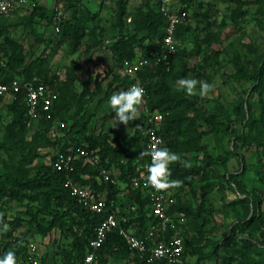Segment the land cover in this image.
<instances>
[{
    "label": "trees",
    "instance_id": "trees-1",
    "mask_svg": "<svg viewBox=\"0 0 264 264\" xmlns=\"http://www.w3.org/2000/svg\"><path fill=\"white\" fill-rule=\"evenodd\" d=\"M236 3V12L232 14L234 20L245 15V6L250 4L251 0H236ZM117 6V23L122 24L127 12V0H118ZM158 8L153 6L150 1H146L143 10H141V24L139 25L141 29L153 32L156 36L157 41L153 49L138 55L134 42L142 46L146 35L136 38L133 35L120 33L118 39L111 45V52L114 60L119 64H122L124 59H133L137 56L148 59V63L138 72V78L146 88L145 97H149L147 111L158 110L163 113L161 122L163 147L179 154L181 160L188 165L183 166L181 163L170 165V179L182 182L181 186L169 189L176 198L175 203L170 207V213H182L183 216L193 213L199 216L201 210L205 208L207 195L214 186L236 190V181H238L233 173L227 174L220 171L218 165L225 163V156H215L207 151V145L203 142L205 134L208 132L218 133L222 141L228 136H233V139L229 138L231 147L226 151L227 156L232 155L237 144L248 147L253 144L261 145L264 143V107L260 113H256L253 106L254 101L247 98L236 101L229 111L217 100L216 109L206 111L197 105L205 97L189 96L184 91L172 90L170 82L187 78L192 67L181 61L180 67L172 73L175 56L181 60L186 53L180 43L177 42L179 39L178 24L174 33L176 46L169 62L166 63L158 59L163 51L162 39L166 25V15ZM208 8L210 10L215 9L212 4H209ZM55 15L56 13H49L46 6L36 2L30 18L32 20L35 16L49 17L53 26L52 30L55 31V25L58 24L59 30L57 32H60L64 21L63 19L56 21ZM89 16L93 17L91 13ZM6 30L7 27L0 21V34ZM62 34H66L65 29ZM207 40V38L196 39L191 53L193 55L200 54L202 43ZM97 45L98 40L95 39L88 45L87 49L90 50ZM217 53V50L202 51L203 57L206 59H214ZM24 59L23 40H15L5 35L4 40H0V82H9L18 78L23 84L26 82L44 83L48 86L52 84L53 77L49 75L47 68L43 69V74L33 78V75L28 73L29 64L21 67ZM197 67L196 76L209 82L210 75L206 69L202 65ZM77 69L78 64L75 61L67 68L64 88L59 91L53 101L50 117L40 116L33 120L29 119L24 89L16 94H7L13 99L10 105L12 116L7 125L6 138L0 141V149L6 146L10 150L11 147L7 146V142L12 146L26 149L25 155L29 162L40 155L41 149L52 150L53 154L50 163H40L34 172H32L31 167H26L25 163L5 161L7 170L0 174V217H2V221H0V258L8 251H13L16 258L21 253H25L28 244L32 241L30 235L33 228L40 235L47 236L56 227L68 229L72 236L73 251L70 252L72 255H69L65 264H75L76 260L83 256L89 240L95 235L97 225L107 215V212L96 213L83 206L65 186V181L69 176L80 184L90 186L96 193L104 195L107 198L108 211L118 209L119 215L126 218L125 221L121 220V224L125 228H132L135 234L144 236L146 229L155 221L147 190L141 187H133L131 184L132 177L141 173V162L148 158V156H140L141 152L147 150V136L143 128L146 111L135 119L136 128L132 134L118 132L113 135V130H117L118 127L101 129L98 132L89 129L95 110L90 109L87 102L102 92L103 95L99 97L98 103L107 101L113 93L122 87H128L132 80L131 77L124 74L121 78L118 71L111 73V77L110 73L104 76L99 73L89 74L82 81L81 91H78L73 88V84L79 78ZM239 73L244 76L248 75L240 65H238L236 72L237 77ZM166 74H170V82L164 79ZM107 78L108 81L105 86ZM253 78L257 82L252 88V92L259 94V103L264 105L262 96L264 94V62L256 68ZM3 96L5 95H0V97ZM205 99L206 101L213 100ZM75 104L78 107L73 114L68 118L65 117V111L71 110ZM110 111L113 113L112 109ZM56 119L63 122L64 125H59V129L55 130L53 134L49 133L47 129ZM202 122L209 123L210 129H202ZM16 128H22V130L29 128L34 133L30 138L25 139L21 135H13ZM69 146L86 148L89 156L96 155L98 157V162L90 163L86 157H81L76 160V167L73 172L68 173L66 170L58 169L54 166L56 152L65 151ZM200 152L202 155L198 156L197 154ZM102 167L110 171L116 168L117 173L111 171V176L119 182V185L131 189L137 202V215L135 217H131L130 212L122 208V204L118 202L115 195L117 183L104 178L101 181L95 179V181L88 183L82 177L84 173L99 175V169ZM208 176H213L218 180L202 182ZM186 187L194 197L200 198L196 208L185 205L179 200L180 191ZM233 193L235 194L233 203L242 206L245 211L244 218L233 223L221 241H214L213 239H208V241L214 248H218L242 239L257 253L264 256V210L259 206L260 199L254 195L243 196L239 191ZM22 196L32 202L43 200L42 207L45 215H41L42 213L38 209L28 208L22 212L23 215L11 217L7 213V204L13 198ZM145 205L149 208L148 213L144 210ZM4 224L8 225L6 232L3 231ZM24 224L26 225L25 229L20 233H13L15 227ZM246 230L247 234L245 235ZM174 232L175 229H169L166 233L170 235ZM176 234L183 238L186 250L190 244L189 241L184 238V235ZM110 258L123 260L124 264H148L144 257L129 248L126 239L117 228L108 232L106 239L98 249L96 264H110ZM230 258L232 255L227 256V259ZM42 260L43 264H51L44 253H42ZM171 264H182V261Z\"/></svg>",
    "mask_w": 264,
    "mask_h": 264
},
{
    "label": "rangeland",
    "instance_id": "rangeland-1",
    "mask_svg": "<svg viewBox=\"0 0 264 264\" xmlns=\"http://www.w3.org/2000/svg\"><path fill=\"white\" fill-rule=\"evenodd\" d=\"M117 1L16 0V5L10 13L0 19L7 27V30L0 34V40H4L5 35L15 40L22 39L25 59L21 67L29 64L28 73L32 74L33 78L43 74V69L47 68L49 75L53 77L52 84L49 86L56 95L64 88L67 68L75 61L78 64L79 78L73 84V88L81 91L82 81L89 74H96L100 69H102L99 72L101 76L110 73L111 77V73L115 71L119 72L121 78L124 74L129 75L123 67V62L119 64L115 61L111 52V45L118 39L120 33L133 35L136 38L146 35L142 46L134 42L138 55L154 48L157 41L154 33L139 27L141 10L145 2L150 1L156 8L159 7L158 9L162 11L164 8L165 11L178 18L179 39L177 42L186 53L181 60L175 56L172 73L180 67L181 61H184L192 67L187 78L206 81L196 76L198 65H202L210 75L208 83L213 84L214 89L205 98L213 100L206 101L204 98L197 105L206 111H214L217 107L216 101L219 100L226 109L231 111L236 101L250 98L254 101V110L260 113L264 105L259 103L260 96L253 93L252 88L257 82L253 78V73L264 62V0H251V3L245 6V15L237 20L232 18L237 8L236 0H127V12L122 24L117 23ZM36 2L46 6L49 13L61 12L59 21L63 19L64 25L62 23L60 32L52 30L53 26L49 17L35 16L31 20L30 15ZM209 4L214 5L215 9L210 10ZM89 13L93 17H90ZM64 29L66 34H62ZM206 38L208 40L202 43V51L217 50L218 53L214 59L204 58L202 51L198 55L191 53L196 39ZM95 39L98 40V45L88 50V45ZM238 65L246 71L247 76L241 73L238 77L236 76ZM170 78V74L164 76L168 82ZM179 80L170 82L172 90L183 91L177 84ZM107 81L108 78L105 80V86ZM128 88L129 86L122 87L115 93ZM101 95L103 92L87 102L90 109L95 110L89 126L90 131L98 132L101 129L118 127L117 130H113V135L118 132L132 134L136 128V121L130 122L127 126L116 124L113 119L115 113H111L108 104L109 99L101 104L98 103ZM262 96L264 99V94ZM148 99V96L144 97V103L137 117L144 111L148 112ZM12 101L9 95L0 97V141L6 138L7 125L12 116L10 110ZM77 107L78 105L75 104L71 110L65 111V117H70ZM59 123V120H54L47 131L53 134L59 129ZM210 127L209 123L202 122V129L209 130ZM33 133L29 128L24 130L16 128L13 131V135H21L25 139L30 138ZM229 138L233 139V136H228L222 141L218 133L208 132L203 142L207 145L209 153L215 156H225V163L218 167L222 173L236 175L238 179L236 190L216 185L209 191L205 208L201 210L199 216L192 213L185 214L182 218L177 217L180 220L176 223L174 233L184 235L190 243L182 257V264H229V261L231 264H264V256L257 253L242 239L218 248H214L208 241V239L221 241L227 235L229 227L237 220L244 218L245 211L242 206L233 203L234 191L241 192L243 196H257L260 199L259 206L264 210V143L253 144L250 147L237 144L232 155L227 156L226 151L231 147ZM7 146L11 149L8 150L6 146L0 149V174L7 170L5 161L25 163L26 167H31L34 172L40 163H50L53 154L52 150L41 149L40 155L29 162L25 155L26 149L12 146L9 142ZM197 155L201 156L202 152ZM88 160L93 163L91 157ZM111 171L117 173L116 168ZM82 177L88 183L95 179L103 180L100 175L92 173H84ZM217 180L213 176H208L202 182ZM115 195L118 202L122 204V208L127 209L131 217H135L137 202L131 189L118 184ZM179 200L193 208H196L200 202V198L194 197L187 187L180 191ZM42 204L41 199L32 202L24 196L15 197L7 204V213L11 217L23 215L22 212L30 208L38 209L41 215H45ZM144 210L148 213L147 205L144 206ZM25 227V224L15 227L13 233H20ZM244 234H247V230ZM30 236V239L37 244L40 253H44L51 264H65L69 255H72V236L68 229L56 227L49 235L44 236L33 228ZM229 255H232V258L227 259ZM110 264H124V261L110 258Z\"/></svg>",
    "mask_w": 264,
    "mask_h": 264
},
{
    "label": "built area",
    "instance_id": "built-area-1",
    "mask_svg": "<svg viewBox=\"0 0 264 264\" xmlns=\"http://www.w3.org/2000/svg\"><path fill=\"white\" fill-rule=\"evenodd\" d=\"M26 1V0H25ZM16 5V0H0V16L10 13ZM166 15L165 34L162 39L163 51L158 57L166 63L175 50L176 40L174 37L175 29L178 24L177 16L167 12L162 8ZM61 12L55 15L56 21H59ZM55 29L59 30V25H55ZM148 63V59L143 56H137L133 59H124L123 67L131 77L129 87L134 84L142 86L146 92L145 86L138 78L139 70ZM25 90V101L27 105V115L30 120L36 119L40 116H51V107L56 97V93L44 84L32 82L22 83L18 78H14L9 82H0V95L16 94L20 90ZM163 113L154 110L146 112V120L143 128L147 136L146 148L149 149L151 145L156 144L163 147L164 139L161 134V122ZM61 126L63 122L59 123ZM90 157L93 163L98 162V157L89 156V152L84 147L74 148L69 146L65 151H57L54 166L58 169L66 170L71 173L75 170V162L78 158ZM151 163V158L141 162V173L132 177L131 184L133 187H141L147 190L150 198L151 212L155 221L149 225L145 231L144 236L135 234L132 230L125 228L121 224V220L126 218L119 215L118 209H107V198L96 193L93 188L88 185L80 184L72 177H68L65 181V186L70 193L74 195L77 200L89 210L96 213L107 212V215L99 222L96 227L95 235L89 240L88 247L81 258L76 260L75 264H96L98 249L107 237L110 230L117 228L124 236L129 248L144 257L148 264H171L181 262L185 252V244L183 238L179 235L170 234L166 232L169 229H175L176 223L182 218V213H170V207L175 203L176 198L170 190L160 191L156 190L147 184V165ZM100 177L105 180H110L113 183L119 182L111 176V171L107 168L99 169ZM113 202V201H111ZM17 264H43L42 253H40L37 244L31 241L28 244L25 253H21L16 258Z\"/></svg>",
    "mask_w": 264,
    "mask_h": 264
},
{
    "label": "clouds",
    "instance_id": "clouds-1",
    "mask_svg": "<svg viewBox=\"0 0 264 264\" xmlns=\"http://www.w3.org/2000/svg\"><path fill=\"white\" fill-rule=\"evenodd\" d=\"M102 69L98 70L97 74ZM179 88L186 92L187 95H198L201 98L208 96L213 91L214 85L206 81H198L194 78H182L177 81ZM199 89L197 90V86ZM145 90L142 86L134 84L127 90H122L118 93H113L108 100V104L115 113L114 120L116 124L129 125L130 122L137 118L140 107L144 103ZM140 156H150L151 163L147 165V184L156 190L166 191L172 188L181 186V181L170 179V165L181 163L183 166H188L181 160L179 154L172 152L167 147H159L156 144L144 152ZM2 221V217H0ZM8 230V225H3V231ZM0 264H17L16 256L13 251H8L0 258Z\"/></svg>",
    "mask_w": 264,
    "mask_h": 264
},
{
    "label": "crops",
    "instance_id": "crops-1",
    "mask_svg": "<svg viewBox=\"0 0 264 264\" xmlns=\"http://www.w3.org/2000/svg\"><path fill=\"white\" fill-rule=\"evenodd\" d=\"M130 230H132V231H133V229H132V228H130Z\"/></svg>",
    "mask_w": 264,
    "mask_h": 264
}]
</instances>
